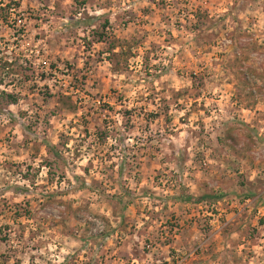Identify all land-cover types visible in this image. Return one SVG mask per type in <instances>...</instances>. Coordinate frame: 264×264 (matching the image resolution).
Returning <instances> with one entry per match:
<instances>
[{"label": "rangeland", "instance_id": "374dc122", "mask_svg": "<svg viewBox=\"0 0 264 264\" xmlns=\"http://www.w3.org/2000/svg\"><path fill=\"white\" fill-rule=\"evenodd\" d=\"M138 238L264 264V0H0V264Z\"/></svg>", "mask_w": 264, "mask_h": 264}, {"label": "crops", "instance_id": "0c3cea01", "mask_svg": "<svg viewBox=\"0 0 264 264\" xmlns=\"http://www.w3.org/2000/svg\"><path fill=\"white\" fill-rule=\"evenodd\" d=\"M138 243H135L134 239L133 240H129L128 241V246H129V250H130V255H126L123 252L124 249L126 248V242L123 243V246L120 247L119 249L113 250L111 255H109V257H111V264H145V263H150V261H152V259H150V255H146V256H142L141 253L137 254V250L135 251L136 248H138V251L141 248V239L138 238ZM138 244V245H137ZM125 247V248H124ZM128 249V248H127ZM130 256V258H129Z\"/></svg>", "mask_w": 264, "mask_h": 264}, {"label": "trees", "instance_id": "16d2710c", "mask_svg": "<svg viewBox=\"0 0 264 264\" xmlns=\"http://www.w3.org/2000/svg\"><path fill=\"white\" fill-rule=\"evenodd\" d=\"M75 2H76V4H79L80 6H85L86 5V0H74ZM105 34V33H104ZM104 36H106V34L104 35ZM104 36H102V37H99V40H98V42L99 43H105V39L103 38ZM111 48L113 49V48H115V45H111ZM9 98H11L12 99V104H15L16 103V99L14 98V97H11V96H9ZM69 98V97H68ZM69 100V99H68ZM63 102H65L66 103V101H63ZM73 110H74V108H73ZM10 190L11 191H13V192H15V193H18V192H23L24 191V189H22V188H20V187H18V186H15V187H11L10 188ZM205 199V200H204ZM204 199H202V200H198V202L199 203H206L207 201H206V199H211V197H209V196H205L204 197ZM188 200H192L193 202H196L194 199H192V198H190V199H188Z\"/></svg>", "mask_w": 264, "mask_h": 264}]
</instances>
